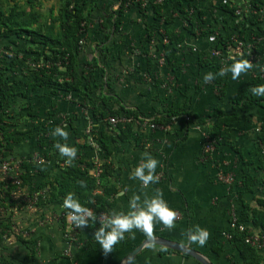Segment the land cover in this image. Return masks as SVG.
Masks as SVG:
<instances>
[{
  "label": "crops",
  "instance_id": "0c3cea01",
  "mask_svg": "<svg viewBox=\"0 0 264 264\" xmlns=\"http://www.w3.org/2000/svg\"><path fill=\"white\" fill-rule=\"evenodd\" d=\"M225 1L197 0L198 9L205 11V27H209L216 16H220L218 6ZM104 2L89 24V32L85 37H96L94 31L102 17L118 10L121 5L119 0ZM124 17L121 28L125 39L115 37L110 41L112 59L108 67L116 96L107 106L100 100L97 105L103 110L109 106L137 112L138 118L128 117L134 120L127 124H133L134 133L125 140H117L108 155L100 149L99 141L108 128L116 130L117 126L112 125L109 119L104 122L94 119L87 101L63 92H58L56 96L49 90L32 93L29 101L35 115V118L30 119L33 120L32 124L39 126L47 122L48 127H52V124L64 127L68 137L65 141L52 133L48 145L42 147L37 136H27L14 146L12 154L5 159L18 166V172L14 169L8 174L9 177L17 174L20 177L22 161L30 156V163L35 167L45 166L53 170L48 179L34 169L36 173L33 174L32 185L16 188L9 198L0 192V264H124L126 257L147 240L140 231L133 229L131 233H125V238L118 241L111 252L105 254L92 237L99 224L92 223L84 226L75 243L66 240L65 233L70 221L67 217H60L65 211L61 203L48 200L40 203L39 199L34 201L33 197L37 194L39 198L42 195L48 197V188L43 191L39 189L48 180L60 176L61 169L68 166L64 163L65 157L54 154L55 149L51 145L53 140L55 143H67L79 151L84 172L98 175L103 163L114 168L118 176L109 181L116 184L118 193L112 198L111 212L127 211L129 198L133 194H139L143 199L159 190L178 215L175 227L171 230L155 223V238L163 237L190 246L213 264H241L240 253L229 243L224 233L231 230L232 215L239 216L243 203L256 207V200L263 196V191L256 188L253 193L244 195L242 200L237 182L229 187L218 182L217 176L220 172H232L237 176L242 158L257 159L259 152L264 155V147L256 140L264 112L252 109L247 114L240 113L239 119L232 124L231 144L222 145L213 153L205 155L204 135L210 124L209 116L217 105L214 99L218 92L211 94L213 81L205 83L203 76L207 72L214 74L219 67L230 64L228 59L222 61L221 57L211 55L216 48V35L212 36L214 39L211 41L209 37L191 35L188 33L191 27L184 16L175 14L171 28L186 36L178 54L182 68L175 74L168 67L166 59L165 63L161 61L167 52L161 37L157 35L160 41L153 38L147 43L145 21L138 11L134 7L128 8ZM226 26L230 25L219 21L214 27L219 29L217 31L231 34L232 30ZM262 38V43L258 45L259 57L251 61L252 68L241 73L237 80H232L230 73L225 75L227 97L223 108L227 111L231 109V98L236 91L259 78L264 84V35ZM95 46L94 42L92 48ZM12 48L15 50L16 47ZM20 54L23 56L25 53ZM98 55L97 51L87 53L90 61L97 59ZM201 56H209L217 64H213L212 69H202L199 67ZM223 57L227 58L225 55ZM224 61L228 62L224 64ZM27 74L26 70L19 68L14 75L22 78ZM198 86L199 91L195 88ZM171 110H188L189 113L170 117L164 115ZM195 115L198 119L194 118ZM157 118L160 122H155ZM203 121L206 122L205 126L200 124ZM152 125L156 128H152ZM145 152L158 160L154 174L159 177L157 183H150L147 187L129 178L132 168L140 163ZM46 154H54L55 160L48 161ZM56 158L61 161L60 168L57 167ZM37 159L45 162L40 165ZM4 178L5 175L0 172V182ZM31 189L39 192L31 196ZM7 218L11 221V229L4 230L1 225L3 221H8ZM196 224L209 232L204 246L187 242L185 233ZM164 248L157 244L147 245L131 264H200L189 255L175 250L164 252ZM261 251L264 258V247Z\"/></svg>",
  "mask_w": 264,
  "mask_h": 264
},
{
  "label": "trees",
  "instance_id": "16d2710c",
  "mask_svg": "<svg viewBox=\"0 0 264 264\" xmlns=\"http://www.w3.org/2000/svg\"><path fill=\"white\" fill-rule=\"evenodd\" d=\"M104 1L58 0V9L53 5L44 12V0H0V162L8 158L14 146L27 136H37L42 147L48 145L47 141L56 125L52 124V127H48L47 122L39 126L32 124L33 120L30 119L35 118L29 102L32 93L49 90V93L55 96L58 92L80 96L83 101L90 104L93 118L102 122L112 117L138 118L137 112L109 106L103 110L97 105L100 100L107 106L116 96L108 67L112 59L110 41L115 37L125 39L121 27L125 22V11L128 8L134 7L143 17L147 30V43L157 35L162 41L164 38L168 39V44L164 45L167 50L165 58L168 67L175 74L182 68L178 54L180 45L186 39L184 34L171 28L175 14L184 16V20L191 27V30H188L191 35L195 37L216 35L215 47L227 57L235 55L237 59H245V56L238 53L236 44L231 41L232 35H237L238 39L244 42H247L249 35H264V2L258 0L254 2L257 13L244 16L238 15L237 8L221 2L218 6L220 16H216L209 27H205L206 22L203 19L205 11L198 9L197 0H162L161 3L158 2L159 0H145V6L142 0H119L121 2L119 9L102 17L101 23L94 31L96 37L87 38L84 35L89 32V24ZM219 21L229 24L230 26L226 27L230 28L232 33L217 31L219 29L214 26H217ZM94 42L96 46L92 48ZM12 47H16L15 50ZM90 51H97L99 54L94 61L88 60L87 53ZM23 52L25 54L21 56L20 53ZM32 63L41 64V67H32ZM213 64L216 65L217 62L212 61L209 56H201L199 60V67L202 69H212ZM19 68L26 70L28 74L22 78L14 75ZM217 72L214 73L215 78L210 89L211 94L214 91L218 92L214 99L217 105L209 116L210 124L207 132L220 147L231 144L232 124L239 119L240 113L247 114L252 109H261L264 112V97H255L250 91L252 86L263 84V80L259 78L235 92L231 98V109L227 111L223 108L227 97L226 77L215 75ZM195 88L199 91L200 86ZM19 104L22 106H18ZM184 112L189 113L188 110H180V112L171 110L164 115L170 117ZM194 118L198 119L196 115ZM155 122L160 120L157 118ZM200 124L205 126L206 122ZM122 125L119 124L116 130L110 127L102 134L99 146L108 155L111 154V146L117 140H125L134 133L133 124ZM256 140L264 147V115L260 120ZM54 143L53 140L51 145ZM55 153H58L56 149ZM79 155L77 150L72 164L62 168L60 176L48 180L39 189L43 191L48 188V197L40 196V203L48 200L62 204L64 195L71 191L83 206L93 209L97 214H109L112 198L118 193L116 184L109 179L118 175L108 163L102 164L98 175L84 172L81 166L83 161ZM53 156L46 154L45 158L53 162L55 160ZM256 156L257 159L242 158L236 173V186L242 200L244 195L253 193L256 188H261L263 191V196L256 200V207L243 203L237 224L244 225L245 231H240L238 228L231 231L232 239L229 243L240 253L241 264H264L261 249L256 248L249 241L255 234L264 235V155L259 152ZM31 160L30 156L22 161L20 177L22 187L32 185V177L36 171L40 176L48 179L51 177L53 168L49 170L45 166L35 167L36 165L30 163ZM55 162L60 168L61 161L56 158ZM16 188L18 186L12 181L1 179L0 192L6 198H9ZM37 192L39 191L31 189L30 195L33 196ZM64 210L63 213L67 216L68 210ZM1 226L4 230L11 229V221H3ZM163 250L173 252L167 248ZM216 250L220 252L219 249Z\"/></svg>",
  "mask_w": 264,
  "mask_h": 264
},
{
  "label": "clouds",
  "instance_id": "9594fccd",
  "mask_svg": "<svg viewBox=\"0 0 264 264\" xmlns=\"http://www.w3.org/2000/svg\"><path fill=\"white\" fill-rule=\"evenodd\" d=\"M214 37L210 36L209 40ZM232 61L224 67H221L215 75L224 76L231 74L232 80H237L241 73H246L252 68V63L248 59H237L235 55L227 58ZM215 78L212 72H207L203 76L205 83ZM255 97H264V84H257L250 88ZM54 136H59L63 140H67L68 132L64 127L56 126L53 131ZM53 148L58 154L65 157L64 163L71 165L77 155V149L67 143L56 142ZM158 160L145 152L140 163L132 168L129 173L130 179L141 182L143 187L149 186L150 183L158 182V175L154 174L157 168ZM61 207L67 209V219L76 227L82 228L90 223L99 224L92 237L99 244L100 249L107 254L111 252L112 247L125 238V233H131L133 229L140 231L148 241L155 239L153 235V226L155 223L163 225V227L171 230L175 227L177 211L170 207L163 198V194L157 190L151 197L145 196L143 199L139 194H133L128 201L127 211H112L108 215L101 213L99 219L93 211L83 206L76 195L69 191L62 198ZM189 244L195 243L204 246L208 240L209 232L206 228L193 225L185 233Z\"/></svg>",
  "mask_w": 264,
  "mask_h": 264
},
{
  "label": "built area",
  "instance_id": "2783aa9c",
  "mask_svg": "<svg viewBox=\"0 0 264 264\" xmlns=\"http://www.w3.org/2000/svg\"><path fill=\"white\" fill-rule=\"evenodd\" d=\"M143 6L146 5V1L142 0ZM256 0H226L224 2V4H228L234 8L238 9V15L241 14V16L244 15H255L257 13L255 7H254V2ZM159 3L162 2V0L158 1ZM264 8V5H263ZM264 17V16H263ZM262 36H257V35H249V37L247 38V42H244L243 40H239L237 35H232L231 37V41L236 44L237 46V51L238 53H240L241 55L245 56V58H247L250 62L255 60L256 58L259 57V52H258V45L262 43ZM168 39L164 38L163 39V43L164 44H168ZM82 43V41L80 42ZM213 56H217V57H221L222 61L224 59H227L225 57H223L224 53L220 50H218L217 48L212 50V54ZM165 56L163 55V58L161 61H163L165 63ZM230 62V60H228ZM228 61H224L223 63L226 64V62ZM252 63V62H251ZM32 67H41V64H31ZM188 119H190L188 117ZM110 123L114 126H118L119 124H123L124 126L132 123L134 120L132 118H128V117H122V118H117V117H112L109 119ZM152 128H156L155 125H152ZM203 152L205 155H209L211 153H213L217 148V142L216 140H213L210 138V135L208 134V132L205 133L204 135V146H203ZM45 162V160H41V159H37V163L38 164H43ZM17 170L18 172V166L14 165L13 163H11V161H7L4 160L2 162H0V172L3 173L5 175L4 180L7 178V181H12L16 186L20 187L22 186V181H21V176L19 177V175L17 174V176H11L9 177L8 174L11 173L13 170ZM217 180L218 182L223 183L224 185H227L229 187H231L233 184H235L237 182L236 176L234 173L232 172H220L219 175L217 176ZM34 197V201L39 199V194L33 196ZM93 211V213L96 214L97 219H99L101 214H97L93 209H91ZM105 215H107V213H104ZM65 215L62 214L60 215V217H64ZM67 217V216H65ZM180 218V217H178ZM238 217L233 214L232 215V222H231V230L227 233H224L225 237L229 240L232 239V234L231 231L235 230L236 228H238L240 231H245V226L244 225H238ZM83 229L82 228H76L71 222H70V226L67 228V231L65 233V238L66 240L69 241V243H75L78 239V236L80 234V231ZM250 243L255 246L258 249H262L264 247V235H258L255 234L254 236H252L249 239Z\"/></svg>",
  "mask_w": 264,
  "mask_h": 264
},
{
  "label": "water",
  "instance_id": "95a60500",
  "mask_svg": "<svg viewBox=\"0 0 264 264\" xmlns=\"http://www.w3.org/2000/svg\"><path fill=\"white\" fill-rule=\"evenodd\" d=\"M150 244H157V245L163 246L165 248H168V249H171V250H175V251H179L181 253H184L186 255L191 256L195 260H197L200 264H213L202 253L194 250L190 246H187V245H184V244H180L178 242H174V241L168 240V239L163 238V237L155 238L152 241H148V240L144 241L128 257H126V259L124 261V264H131L132 261L134 260V258L140 253V251H142V249L145 246L150 245Z\"/></svg>",
  "mask_w": 264,
  "mask_h": 264
},
{
  "label": "rangeland",
  "instance_id": "374dc122",
  "mask_svg": "<svg viewBox=\"0 0 264 264\" xmlns=\"http://www.w3.org/2000/svg\"><path fill=\"white\" fill-rule=\"evenodd\" d=\"M44 7H43V11H47L49 8H51V6L55 5L56 8L58 9L59 8V2L58 0H44Z\"/></svg>",
  "mask_w": 264,
  "mask_h": 264
}]
</instances>
